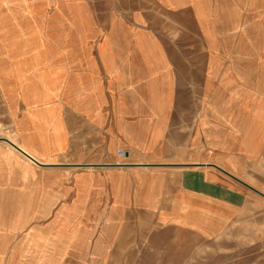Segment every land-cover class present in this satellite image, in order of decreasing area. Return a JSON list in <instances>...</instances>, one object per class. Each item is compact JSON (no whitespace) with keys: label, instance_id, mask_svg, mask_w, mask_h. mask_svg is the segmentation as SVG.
I'll return each mask as SVG.
<instances>
[{"label":"crops","instance_id":"obj_1","mask_svg":"<svg viewBox=\"0 0 264 264\" xmlns=\"http://www.w3.org/2000/svg\"><path fill=\"white\" fill-rule=\"evenodd\" d=\"M208 1L194 0L193 5L199 6L202 14L206 9L201 5ZM88 2L0 0V113L6 115L3 124L9 134V138L0 136V264H8L11 241L25 240V224L31 226L26 239L40 243L51 240L47 243L51 249L59 245L82 246L75 252L65 247L62 258L65 257L66 262L73 263L75 257H87L89 252L83 246H87L89 234L95 231L88 229L84 168L77 166L81 163L69 166L61 157L67 154L68 148L77 151L84 141L92 145V154L100 155L103 143L125 145L124 139L132 136L138 138L141 153L162 152L167 145L174 152L181 151L176 158L172 155L171 170L159 162H147L151 166L134 165L136 161H126L131 159L129 152L126 158L118 154L123 147L118 148L115 160L103 163L107 165L94 164L97 169L121 171L126 176L120 185L125 187L122 196L125 192L126 203L133 202V194H137L134 202L135 199L149 201L146 210L152 211L143 215H150L153 220L141 228V232L158 230L161 227L156 226L163 223L198 234L203 229L205 234L216 238V228L240 225L243 227L241 246L257 248L258 257H264V252L260 253L264 251V197L211 166L226 170L264 193V167L261 166L264 161V105H237L235 87L231 86L226 92L221 84L218 88L211 87L210 95L214 92L211 98L216 101L222 98L223 104L228 106L216 107L211 111L214 118H210L208 109H204V102L207 103L205 80L204 88L199 86L200 107L194 116L191 109L177 108L178 89L173 87L172 99H169L166 90L161 89L160 93L159 85L151 82L133 91L119 84L111 100L113 104L117 102L118 110L108 113L106 108L112 104L110 86L107 83L106 89L102 82L100 87L95 86ZM105 57L108 56L102 58ZM216 61L213 60L214 66ZM256 77L257 81H253L256 89L249 84L246 94L237 92V95L249 98L248 91L254 96L256 90L257 94L264 95V73ZM214 78L216 80V75ZM242 82L240 85L244 86L246 81ZM217 92L220 98L215 95ZM128 93L133 94L130 103ZM82 126L86 127L82 130ZM209 126L218 133L214 147L220 149V157L233 155L237 164L242 163L236 166L235 172L210 159L212 130ZM2 138L32 157L35 155L36 161L47 166L34 163L8 143L13 151L10 171H5L9 166L6 157L4 161L3 142L7 141ZM230 147L235 150H228ZM19 153L33 165L22 163L21 167ZM245 163L252 167L247 168ZM5 178L11 181V189L7 192L14 195L9 207ZM229 178L236 181L237 186L223 181ZM116 183V179L110 181L112 190L117 187ZM214 183L218 186L216 202L221 215L216 214ZM22 192L29 193V198L23 201ZM120 203L118 199L113 204L117 211L112 217L117 226L112 233H134L137 230L128 221L131 215L125 208L121 209ZM58 207L60 209L56 210ZM28 208L31 209L29 218L24 219L22 210ZM7 209L16 210L13 225L7 222ZM236 209L238 215L232 217L230 212ZM167 215L173 216L170 224ZM244 227L249 233L246 236ZM74 238L76 240L72 241ZM51 249L50 257H57L59 253Z\"/></svg>","mask_w":264,"mask_h":264},{"label":"rangeland","instance_id":"obj_2","mask_svg":"<svg viewBox=\"0 0 264 264\" xmlns=\"http://www.w3.org/2000/svg\"><path fill=\"white\" fill-rule=\"evenodd\" d=\"M193 2L194 0H89L95 86L100 87L101 82L103 86L108 83L111 90L110 101L113 98L112 92L115 88L117 90L119 84H125L126 88L131 87L133 91L138 86L143 88L152 82L159 85L160 93L161 89L166 90L169 99H172L170 94L173 87L174 90L178 89L177 108L191 109L195 116L200 107L199 86L204 88L203 83L206 80L207 103L204 102V109H208L210 118H214L211 111L216 107L227 105L223 104L224 100L220 98L218 92L215 94L220 98L218 101L211 98L214 92L210 95L211 87L218 88L221 84L226 92L231 86L235 87L234 100L237 101V105L254 104L259 107L264 105V95L257 94V90L254 96L248 91L249 98L237 95V92L246 94L245 89L249 84L256 89L257 84L253 83L257 81L256 74L264 73V0H209V3L201 5L202 9H206L202 14L199 6L198 8L196 6L197 10ZM104 56L108 57L102 58ZM213 60H217L215 66ZM117 70L125 72L118 73ZM115 75L116 77L112 78ZM242 81H246L244 86L240 85ZM105 88L108 89L107 86ZM132 97V93L127 94L128 101ZM111 102L112 104L106 108L108 113L118 110V106L115 105L117 102L115 104ZM192 119L195 120V117ZM6 120V115L1 112L0 136L9 138L3 124ZM86 126H82V130ZM209 127L212 130L210 159L235 172L236 166H241L242 163L237 164L233 155L220 157V149L214 147L217 139L215 135L218 133ZM137 139L134 136L125 138V145L117 146L103 143L100 155L92 154V145L84 141L78 146L77 151L73 150V147L68 148L67 154L62 156L61 160L70 165L87 162L103 164L115 160V153L120 147L130 153L131 159L126 161H136L140 164L171 163L172 155L176 158L181 153L180 150L172 151L170 145L162 152L141 153L138 151L140 145ZM3 149L4 161L6 157V164L9 166V169L5 167V171H10V154L13 150L5 142ZM228 150L234 151L235 147ZM18 156L21 167L22 163L26 166L32 164L20 153ZM261 163L264 167V161ZM171 165L166 167L170 168L167 170H171ZM245 166L252 167L249 163H245ZM83 168L88 229L91 232L95 231L92 235L89 234L90 241L87 246H83L89 255L85 258L75 257L73 263L66 262L63 260L65 257L62 258L66 245L51 249L47 245L51 240H44L46 243L42 241V246L40 241L26 239L31 226L25 224V240H18L17 243L15 239L14 242H10L8 264H264V257H258L257 248L241 246L243 227L240 225L216 228L215 238L205 234L203 229L199 234L195 231L178 230L174 224H170L173 216L167 215L166 220L170 225L164 226L162 223L156 226L161 227L158 230L141 232L140 229L148 226L153 220L152 216L143 215L152 211L146 210L149 201L139 202L135 199L134 202L137 194H133V202L131 204L125 202V192L122 196V189L124 191L125 187L120 185L126 176L121 171L114 173L116 170L104 167L97 169L94 166ZM5 179L6 205L9 207L13 204L14 195L7 192L11 189V181ZM114 179L117 187L112 190L110 181ZM223 181L237 186L236 181L231 178ZM216 187L218 186L214 183L216 214L221 215L222 212L217 211L219 205L216 202L218 192ZM115 189L117 190L114 191ZM28 198L29 193L22 192V200ZM118 199L122 201L121 209L125 208L131 215L128 221L132 227L135 226L137 231L134 233L118 235L112 233L113 227L117 226L112 217L113 212L117 211L113 204ZM135 206L143 208L140 210ZM58 209L60 208H56ZM30 210L29 208L22 210L24 219L29 218ZM15 211L6 210L9 224H14ZM230 213L232 217L234 215L237 217L238 210H231ZM235 222L238 223L239 220L236 219ZM246 229L247 227H244L245 236L249 234ZM71 240L74 241L76 238ZM80 247L82 246L74 244L68 245L67 249L75 252ZM50 249L59 253L58 258L50 257Z\"/></svg>","mask_w":264,"mask_h":264},{"label":"water","instance_id":"obj_3","mask_svg":"<svg viewBox=\"0 0 264 264\" xmlns=\"http://www.w3.org/2000/svg\"><path fill=\"white\" fill-rule=\"evenodd\" d=\"M2 140H5L7 141L8 143H10L11 145H13L9 140L5 139V138H2ZM19 149V148H17ZM20 150V149H19ZM34 162H36V160H34L33 158H31ZM40 166H47V164H39ZM73 165V164H72ZM72 165H69V166H72ZM102 165H107V164H102ZM102 165H98V166H102ZM148 165H152V164H141V166H148ZM163 165H166V166H170L171 164H163ZM79 167H87V166H95L94 164H90V163H87V164H79L77 165ZM211 166L217 168L218 170H220L222 173H226L227 175H229L230 177H232L234 180H236L237 182H240L242 183L244 186H246L247 188H250L251 190H255L257 193H259L260 195H262L264 197V193L261 192L260 190L256 189L255 187H251L250 185H248L246 182H244L243 180H241L240 178H237L236 176H234L233 174L227 172L226 170L224 169H221L220 167L212 164Z\"/></svg>","mask_w":264,"mask_h":264},{"label":"bare ground","instance_id":"obj_4","mask_svg":"<svg viewBox=\"0 0 264 264\" xmlns=\"http://www.w3.org/2000/svg\"><path fill=\"white\" fill-rule=\"evenodd\" d=\"M6 144L9 145L10 143L8 144V142H6ZM13 145H14V147H15L16 149L19 148V149H20L19 151H20L21 153H23V154L25 155V157H28L29 160H32L31 158H33V157L35 156V155H34V156L32 157V156H31L28 152H26L25 150L21 149L20 147H18V146L15 145V144H13ZM9 147H11V145H9ZM11 149H12V148H11ZM29 152H30V151H29ZM33 159H34V158H33ZM39 159H40V158H39ZM34 160H35V159H34ZM43 162H44V161H43ZM34 163H37L38 165H39V164H44V163H40V162H38V161H36V162H34ZM152 163H153V162H152ZM132 164H134V165H141L140 163H132ZM132 164H131V165H132ZM145 164H146V163H145ZM164 164H165V163H164ZM168 164H169V163H168ZM197 164H199V163H197ZM63 165H64V164H63ZM150 166H151V165H150ZM135 167H136V166H135ZM140 167H141V166H140Z\"/></svg>","mask_w":264,"mask_h":264},{"label":"built area","instance_id":"obj_5","mask_svg":"<svg viewBox=\"0 0 264 264\" xmlns=\"http://www.w3.org/2000/svg\"><path fill=\"white\" fill-rule=\"evenodd\" d=\"M128 152L125 149H121L119 150L118 154L120 155V157L126 158V154Z\"/></svg>","mask_w":264,"mask_h":264}]
</instances>
